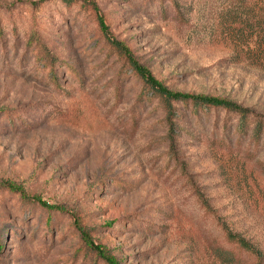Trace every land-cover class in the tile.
Masks as SVG:
<instances>
[{"label":"rangeland","instance_id":"rangeland-1","mask_svg":"<svg viewBox=\"0 0 264 264\" xmlns=\"http://www.w3.org/2000/svg\"><path fill=\"white\" fill-rule=\"evenodd\" d=\"M90 1L167 88L264 118V0ZM97 9L0 0V264H97L76 219L119 264H229L223 226L264 252V135L142 97Z\"/></svg>","mask_w":264,"mask_h":264},{"label":"trees","instance_id":"trees-1","mask_svg":"<svg viewBox=\"0 0 264 264\" xmlns=\"http://www.w3.org/2000/svg\"><path fill=\"white\" fill-rule=\"evenodd\" d=\"M67 4H74L79 0H63ZM84 5L88 9H97L93 1L83 0ZM96 15L101 27V32L105 35L106 39L111 43L113 47H116L118 50L125 55L128 59L131 69L134 73L139 76L145 83V91L142 93V97H147V92H153L156 96L163 97L166 107H168L169 114H172V117L175 113V107L172 106V102H178L183 105L191 106L192 112L195 115H200L211 110H215L218 113L222 111L226 113L224 119V130L228 133L230 125L233 121H237L239 140L241 143L242 139L247 136L248 131L252 126H254V133L251 139L252 143H259V140L264 135V118L254 113L250 108L239 105L238 103L219 95H206V94H190L183 93L179 91H174L167 88L161 81H159L151 73V71L142 65L130 48L124 45L122 42H119L112 37H110L108 32V26L104 21L102 15L99 14L97 9ZM3 41V43L1 42ZM4 50H6L5 38L2 36L0 31V45ZM55 60L50 59L49 65H52V62ZM74 72L72 66H66V71ZM147 91V92H146ZM231 123V124H230ZM170 124L173 125V122L170 121ZM219 125V121H218ZM13 191L21 193L23 198L26 200L32 199L30 196L26 195L23 192V189L19 188L15 184H6ZM38 201L41 207L46 210L60 211V207L49 204L48 202L40 199L33 198ZM33 201V200H32ZM76 230L81 234V239L83 245L87 248L91 255L96 256V263L104 262L105 264H119L115 257L109 252V249L102 243H95L88 232L85 230L80 219L75 220ZM218 250L219 254L229 263V264H264V252L256 248L249 240L240 234L234 232L232 229L223 226L221 228V237L218 239Z\"/></svg>","mask_w":264,"mask_h":264}]
</instances>
